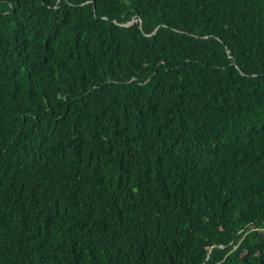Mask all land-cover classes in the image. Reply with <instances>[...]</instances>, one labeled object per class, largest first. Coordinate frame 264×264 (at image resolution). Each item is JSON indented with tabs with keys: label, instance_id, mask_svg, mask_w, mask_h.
I'll use <instances>...</instances> for the list:
<instances>
[{
	"label": "trees",
	"instance_id": "trees-1",
	"mask_svg": "<svg viewBox=\"0 0 264 264\" xmlns=\"http://www.w3.org/2000/svg\"><path fill=\"white\" fill-rule=\"evenodd\" d=\"M0 264H264V0H0Z\"/></svg>",
	"mask_w": 264,
	"mask_h": 264
}]
</instances>
